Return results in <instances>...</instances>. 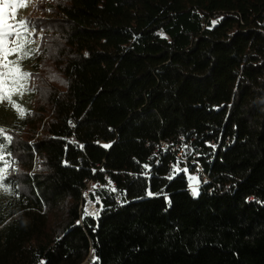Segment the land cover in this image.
<instances>
[{
  "label": "trees",
  "instance_id": "1",
  "mask_svg": "<svg viewBox=\"0 0 264 264\" xmlns=\"http://www.w3.org/2000/svg\"><path fill=\"white\" fill-rule=\"evenodd\" d=\"M37 5L34 101L13 96L30 114L4 100L0 125L19 185L0 264H264V0ZM180 136L212 177L199 195L168 150L150 160Z\"/></svg>",
  "mask_w": 264,
  "mask_h": 264
},
{
  "label": "snow or ice",
  "instance_id": "2",
  "mask_svg": "<svg viewBox=\"0 0 264 264\" xmlns=\"http://www.w3.org/2000/svg\"><path fill=\"white\" fill-rule=\"evenodd\" d=\"M25 6L24 0H0V102L7 100L14 104L21 117L30 113H27L20 104H17L13 100V96L22 97L25 91L30 90L32 74L23 72L19 65L21 59L34 51L30 48V45L35 43V29L32 28V22L30 20H23L16 23H13L12 20L15 17L14 10ZM13 42L15 43V47H10V44ZM12 55H18V58L16 60H9V57ZM50 78L57 79L55 75ZM31 90L35 89L31 88ZM12 142L13 136L10 131L0 128V189L8 193L17 194L19 185H13L8 181L10 172L18 171L14 167L16 160L10 151ZM145 167L148 166L145 165ZM181 171L187 172L188 170L187 168L181 169L178 162L173 168V173L175 174ZM188 179L192 194L194 196L199 195L200 178L190 175ZM93 187L99 186L94 185ZM112 191H115V189L113 188ZM99 202L98 198L95 201H88L85 215L98 216L99 213L95 209L94 204ZM89 208L92 210L89 211Z\"/></svg>",
  "mask_w": 264,
  "mask_h": 264
},
{
  "label": "rangeland",
  "instance_id": "3",
  "mask_svg": "<svg viewBox=\"0 0 264 264\" xmlns=\"http://www.w3.org/2000/svg\"><path fill=\"white\" fill-rule=\"evenodd\" d=\"M25 7L19 8L14 10L15 11V17L12 20L13 23L23 21V20H31L32 21V28H34V19L35 17L41 16L40 9L38 7V0H24ZM35 29V28H34ZM31 30V29H30ZM31 38V37H30ZM42 39V34L39 33L38 35H35V43L30 45V48L34 51L30 52L27 56H25L23 59L20 60V67L22 68L23 72L25 73H31L30 71L33 68V64L38 59V54L40 53L39 47H40V41ZM10 47H15V43H11ZM18 58V55H12L9 57V60H16ZM31 88L35 87L33 86L32 80H30V90H27L23 94V99L25 101L26 106L29 108L32 106L35 90H31ZM16 115L13 112L12 106L7 103V101H3L0 103V125L3 128L8 127L11 122L15 119ZM36 158V156H35ZM37 158L35 160V165L33 168V172L36 171V168L38 167ZM187 175L188 177L190 175L198 176L196 173H191L190 169L187 168ZM199 177V176H198ZM190 182V181H189ZM201 183V182H200ZM191 188V185H190ZM87 261H85L83 264H86Z\"/></svg>",
  "mask_w": 264,
  "mask_h": 264
},
{
  "label": "built area",
  "instance_id": "4",
  "mask_svg": "<svg viewBox=\"0 0 264 264\" xmlns=\"http://www.w3.org/2000/svg\"><path fill=\"white\" fill-rule=\"evenodd\" d=\"M194 138L195 136H193V138L190 140H187L182 136H180L177 140L172 138H164V140H161L158 149L150 156V160L155 159L157 156L156 153L159 152L160 149H163V151L168 150L170 154L174 155L175 160L169 163L170 170L167 172V175H172L173 168L179 162V167L189 168L191 173L198 174L201 182L199 184L200 190L201 187L212 182V177L210 173L205 170V167H203L201 161L198 159V153L196 152L199 150V147H196ZM91 184H93L91 180L87 181L88 187Z\"/></svg>",
  "mask_w": 264,
  "mask_h": 264
}]
</instances>
